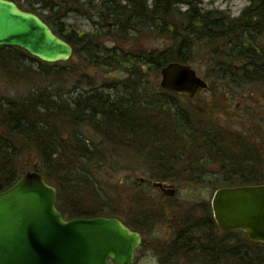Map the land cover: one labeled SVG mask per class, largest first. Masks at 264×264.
<instances>
[{
  "label": "trees",
  "instance_id": "trees-1",
  "mask_svg": "<svg viewBox=\"0 0 264 264\" xmlns=\"http://www.w3.org/2000/svg\"><path fill=\"white\" fill-rule=\"evenodd\" d=\"M12 1L69 43L76 63H43L19 48L0 47L4 79L27 85L24 94L0 98V192L35 171L55 187V204L65 218H116L121 211L113 204L119 201L96 176L107 165L115 169L120 149L143 158L148 180L160 183L205 188L206 167L215 163L221 178L207 185L214 191L220 184H262L256 182L264 181V129L255 125L257 131L245 136L212 123L216 113L226 112L230 91L264 92V0H247L239 16L207 9L202 0ZM74 18L86 20L90 29L68 22ZM171 62L203 72L207 97L193 101L153 83ZM89 69L108 79L88 90L68 87ZM184 97L188 105L180 102ZM143 199L130 200L142 205L148 202ZM201 206L202 218L193 212L179 220L178 246L167 250L175 262L167 264H264L260 245L240 231H223L220 249L210 206ZM151 208L139 210L135 219L146 226Z\"/></svg>",
  "mask_w": 264,
  "mask_h": 264
},
{
  "label": "water",
  "instance_id": "water-1",
  "mask_svg": "<svg viewBox=\"0 0 264 264\" xmlns=\"http://www.w3.org/2000/svg\"><path fill=\"white\" fill-rule=\"evenodd\" d=\"M15 47L43 63L72 58L73 48L53 34L35 13L12 0H0V47ZM160 88L193 98L208 88L196 70L171 62L160 70ZM152 187L173 195L170 185ZM210 199L212 217L224 232L241 231L251 243L264 244V183L220 187ZM55 187L35 171L0 192V264H134L140 233L118 218L66 219L56 207Z\"/></svg>",
  "mask_w": 264,
  "mask_h": 264
},
{
  "label": "rangeland",
  "instance_id": "rangeland-1",
  "mask_svg": "<svg viewBox=\"0 0 264 264\" xmlns=\"http://www.w3.org/2000/svg\"><path fill=\"white\" fill-rule=\"evenodd\" d=\"M202 3L203 7L207 9L215 8L219 10H226L231 16H239L242 9L248 5L247 0H202ZM68 22L77 24L84 30L90 29V24L86 20L84 21L80 18L70 19ZM148 46L155 47L158 45L155 42H150ZM70 60L76 63L75 57L72 56ZM190 66L194 68V66ZM194 70L196 69L194 68ZM196 72L197 75L201 79H203V72L199 70H196ZM6 79L7 78L4 79V76L0 71V98H4L5 96L17 97L18 94L25 93V88H27V85L23 86L22 84H20L19 80L16 79L13 80L14 82H12V80ZM107 79V75L102 71L89 69L84 72H78L75 77L69 82L68 87L73 88L72 86H79L81 87V90H88L90 87L92 88L93 85H99L100 82L106 81ZM151 80L160 88V74L157 79ZM205 90L206 89L198 92V94H195L196 96L194 95V97L191 99L194 101L196 98L203 99L205 98V96L207 97L208 94ZM263 93V91L260 92L254 88H248L245 90V92L238 89L230 91L229 95H226L225 97L226 112L216 113L213 116V119L216 120L214 123H212L213 127L216 129H221V131L223 128H225L228 129L227 131L230 134H242L245 136L254 134L257 131L254 129L255 125L259 126V130L263 131ZM185 99V97L181 98L180 102L188 105ZM251 113H255L258 119L254 120L253 118H251ZM118 151L120 152V158L115 169H112L111 166L107 165L99 171L98 177L96 176V178L102 183L101 185L103 188H106L108 186L110 187L108 189L109 191L107 192L110 197L118 199L119 203H115L113 205H115L114 209L121 211V214L119 213L116 218L122 221L123 224L126 223L128 225L126 226L124 224L126 227L137 233H141L143 236L142 241L144 246L141 247L142 249L140 248L141 251L139 250L135 254L133 263L159 264L158 261L160 260V258H162V252L159 253L160 248L157 247L158 245H161L163 251L167 250L172 239H174L177 233L180 231L179 228L181 222L178 223L179 220L182 219V217H185V215L189 214L190 216V214L193 212L197 214L198 211H200V205H202L201 207H203L204 205L208 207L207 205L210 204V199L212 197L211 195L214 190L209 188L211 186L207 185L210 182L213 183L214 181L216 183V181H219V179L221 178V176L216 174L215 171L218 170V165L215 163H211L208 167H206V170H208V172L210 173L207 178V182L204 183L205 188H202V186H195V184L190 182H180L179 185L174 183L171 184L170 182H163L162 184L166 186L170 185L175 190L173 195L167 196L163 195L159 188L155 189L151 186L153 183H156L158 181L148 180L147 175H149V170H147L148 168H146L147 165L146 163L144 164L143 158H137L135 157V155L131 156L132 154L130 153V151L126 149H120ZM120 165H126L130 170H117L116 168ZM257 180H255L257 181L256 183H264V181H261V179ZM241 185L235 184L230 186ZM114 187L116 188V190L114 189ZM220 187L229 186L220 184L219 188ZM115 192H118L119 198L116 196V194L114 195ZM136 195L140 196L141 199H147L148 202L143 203L142 205V201L136 200L132 202L130 199H134ZM145 199H143V201H145ZM126 201L129 204H126ZM117 204L118 206H116ZM148 207H152L151 209H153L152 212L154 214H148L151 215L149 219L147 215V225L144 226V222L138 220V218L135 219V215L139 210L142 209L144 211V209H147ZM175 207L178 208V212L174 211L173 208ZM209 214V216H211V211L209 212ZM105 215V217H109L108 213H106ZM195 216V218H202L201 213ZM190 247L195 250V247L196 249H198L199 245H194V243L192 242L190 244ZM171 261L175 262L173 258L171 259ZM179 262L181 263L180 260ZM192 264H200V262H193Z\"/></svg>",
  "mask_w": 264,
  "mask_h": 264
},
{
  "label": "flooded vegetation",
  "instance_id": "flooded-vegetation-1",
  "mask_svg": "<svg viewBox=\"0 0 264 264\" xmlns=\"http://www.w3.org/2000/svg\"><path fill=\"white\" fill-rule=\"evenodd\" d=\"M164 185V184H163ZM152 186V185H151ZM158 189V188H157ZM163 194V193H162ZM163 195H165V194H163ZM209 206H210V204H208ZM210 211H211V206H210ZM211 217H212V211H211ZM213 220H214V218H213ZM215 222V221H214ZM216 224V223H215ZM217 226V225H216ZM219 228V227H218ZM130 229V228H129ZM131 230V229H130ZM131 231H133V230H131ZM135 232V231H134ZM222 232H223V230H221L220 228H219V231H218V235H217V238H218V244H219V248L221 249L222 248V245H223V237L221 236L222 235ZM241 232V231H240ZM137 233V232H136ZM139 233V232H138ZM140 235H141V237H142V239H143V236H142V234L140 233ZM244 235V234H243ZM142 241V240H141ZM251 243V242H250ZM252 244H254V243H252ZM255 244H258V245H260V246H258L256 249H258L257 250V252L258 253H260V251H259V249L260 250H262V251H264V244H261V243H255ZM142 246H144V244H143V241H142V243L139 245V247L135 250V254L140 250L141 251V247ZM174 247V246H178V241L177 240H175V238L174 239H172V241L170 242V246L168 247V248H170V247ZM141 248V249H140ZM157 248H160V252L159 253H161L162 252V258H160V260L158 261L159 262V264H167L168 262H171V259L173 258L172 256H171V252H169V251H167L168 250V248H167V250L166 251H163V248L161 247V245L159 246L158 245V247ZM166 248V247H165ZM223 249V248H222ZM261 253H263V252H261ZM135 257V256H134ZM134 260V259H133ZM112 264V263H111Z\"/></svg>",
  "mask_w": 264,
  "mask_h": 264
},
{
  "label": "bare ground",
  "instance_id": "bare-ground-1",
  "mask_svg": "<svg viewBox=\"0 0 264 264\" xmlns=\"http://www.w3.org/2000/svg\"><path fill=\"white\" fill-rule=\"evenodd\" d=\"M160 72V71H159Z\"/></svg>",
  "mask_w": 264,
  "mask_h": 264
}]
</instances>
